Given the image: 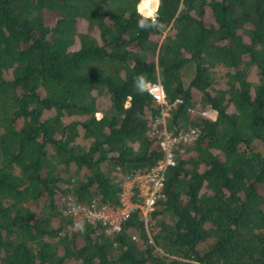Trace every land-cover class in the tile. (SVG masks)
I'll list each match as a JSON object with an SVG mask.
<instances>
[{
  "label": "trees",
  "instance_id": "obj_1",
  "mask_svg": "<svg viewBox=\"0 0 264 264\" xmlns=\"http://www.w3.org/2000/svg\"><path fill=\"white\" fill-rule=\"evenodd\" d=\"M138 2L0 0V264H264V0H162L163 29L137 27ZM190 123L151 242L137 210L73 226L66 194L118 206L157 129Z\"/></svg>",
  "mask_w": 264,
  "mask_h": 264
},
{
  "label": "built area",
  "instance_id": "obj_2",
  "mask_svg": "<svg viewBox=\"0 0 264 264\" xmlns=\"http://www.w3.org/2000/svg\"><path fill=\"white\" fill-rule=\"evenodd\" d=\"M146 90L160 104L165 107L169 106L163 86L159 82L148 84ZM180 102V100H175L174 103ZM190 111L193 112L192 109ZM199 133V128L194 125L177 130L162 127L157 130V138L163 156L148 169L130 173L125 177L124 181L130 183L132 187H129L127 193H124L125 188L123 189L119 195L120 204L118 206L113 207L96 200L77 203L75 198L68 194L65 196L63 213L72 217L73 226L77 227L81 223L99 224L106 234L120 231L122 223L136 210L146 223L155 203L163 197L165 173L177 162L176 150L181 145L194 143ZM133 238L136 239V236L134 235Z\"/></svg>",
  "mask_w": 264,
  "mask_h": 264
},
{
  "label": "clouds",
  "instance_id": "obj_3",
  "mask_svg": "<svg viewBox=\"0 0 264 264\" xmlns=\"http://www.w3.org/2000/svg\"><path fill=\"white\" fill-rule=\"evenodd\" d=\"M161 5L162 0H139V3L136 5L137 14L140 16V19L137 22V27L140 29H147L150 27L163 29V23L158 21V12ZM135 80L140 91H144L146 88H148V84L146 83L145 77L143 75L136 77ZM205 112L207 111L203 112L204 115ZM77 227L82 228L81 225H77Z\"/></svg>",
  "mask_w": 264,
  "mask_h": 264
},
{
  "label": "rangeland",
  "instance_id": "obj_4",
  "mask_svg": "<svg viewBox=\"0 0 264 264\" xmlns=\"http://www.w3.org/2000/svg\"><path fill=\"white\" fill-rule=\"evenodd\" d=\"M139 3V2H138ZM137 3V4H138ZM136 4V5H137ZM137 11V10H136ZM247 74H248V80H250V81H252V79L251 78H255L256 76H255V74L254 73H252V72H247ZM257 80V79H256ZM224 81L223 80H221V84L223 83ZM102 99L103 100H106L107 99V97L105 96V97H102ZM201 104H204V105H206L205 103H202V102H200L199 103V105L198 106H204V105H201ZM204 107H206V106H204ZM203 108V107H202ZM191 109L193 110V112L192 113H194V112H196V113H198L199 111H198V109L200 110V108L199 107H191ZM166 111H164V113H165ZM191 113V112H190ZM94 115H95V117L96 118H98V116H99V118L102 116V113L101 112H95L94 113ZM205 115L206 116H208L209 118L211 117V119H213L214 118V115L211 113V110L210 109H208L207 110V112H205ZM192 125H194V124H188L187 126H192ZM167 128V125H162L160 128H158L157 130H159V129H161V128ZM80 141V140H79ZM78 142V141H77ZM177 150H181V148H180V146L178 147V149ZM177 154V153H176ZM128 175H130V172L129 173H127V175L126 176H128ZM129 187H132V185L130 184V183H128V182H123L122 183V189H121V192H120V195H121V193H122V191H123V189H124V193H127V191H128V189H129ZM66 195H68V194H66ZM65 195V196H66ZM65 196L63 197V202H62V204L66 201V198H65ZM119 202H120V199H119ZM62 204L60 205V203H58V206H62ZM61 210H62V207H61ZM62 212V211H61ZM71 219H72V217H71ZM82 224H84V223H81L80 225H82ZM145 224V226L147 227V234L150 236L149 237V239H148V241L147 242H151L152 240V237H153V235L155 234V232H156V230H155V228L154 227H152L151 228V224H152V222H151V217H149V219L147 220V222L146 223H144ZM115 247V246H114ZM116 255V252H115V250H114V248H113V250H111V256L110 257H114Z\"/></svg>",
  "mask_w": 264,
  "mask_h": 264
},
{
  "label": "crops",
  "instance_id": "obj_5",
  "mask_svg": "<svg viewBox=\"0 0 264 264\" xmlns=\"http://www.w3.org/2000/svg\"><path fill=\"white\" fill-rule=\"evenodd\" d=\"M211 113H212V111H211ZM213 114V113H212Z\"/></svg>",
  "mask_w": 264,
  "mask_h": 264
}]
</instances>
